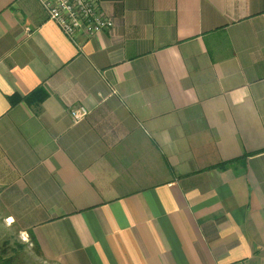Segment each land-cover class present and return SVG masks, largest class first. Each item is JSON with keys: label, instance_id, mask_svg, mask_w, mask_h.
<instances>
[{"label": "crops", "instance_id": "crops-1", "mask_svg": "<svg viewBox=\"0 0 264 264\" xmlns=\"http://www.w3.org/2000/svg\"><path fill=\"white\" fill-rule=\"evenodd\" d=\"M97 3L112 30L71 41L0 0L4 234L34 264H264V0Z\"/></svg>", "mask_w": 264, "mask_h": 264}, {"label": "built area", "instance_id": "built-area-1", "mask_svg": "<svg viewBox=\"0 0 264 264\" xmlns=\"http://www.w3.org/2000/svg\"><path fill=\"white\" fill-rule=\"evenodd\" d=\"M49 21H52L69 40L76 41L82 34L85 38L110 32L113 21L101 14L97 0H35ZM74 123L83 120L88 112L83 106L70 109ZM24 239H27L25 237ZM238 264H248L240 262Z\"/></svg>", "mask_w": 264, "mask_h": 264}, {"label": "rangeland", "instance_id": "rangeland-1", "mask_svg": "<svg viewBox=\"0 0 264 264\" xmlns=\"http://www.w3.org/2000/svg\"><path fill=\"white\" fill-rule=\"evenodd\" d=\"M3 228L0 225V257L13 260V264H34L35 252L29 239H26L27 245H24V238H20L15 229H12L8 235L4 234Z\"/></svg>", "mask_w": 264, "mask_h": 264}, {"label": "trees", "instance_id": "trees-1", "mask_svg": "<svg viewBox=\"0 0 264 264\" xmlns=\"http://www.w3.org/2000/svg\"><path fill=\"white\" fill-rule=\"evenodd\" d=\"M17 98H10L11 101L13 100H16ZM230 163V162H229ZM229 163H226V164H223L221 165L222 168L226 167ZM29 241L30 243L32 244V248L34 251H38V245L35 243V239L34 237L32 236L31 233H29ZM13 260L9 259V258H6V259H3L2 257H0V264H13L12 263Z\"/></svg>", "mask_w": 264, "mask_h": 264}]
</instances>
